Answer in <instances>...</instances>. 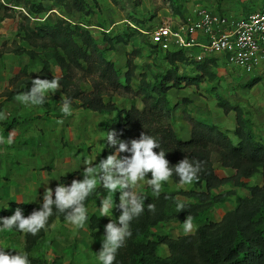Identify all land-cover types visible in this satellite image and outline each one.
<instances>
[{
    "label": "rangeland",
    "instance_id": "rangeland-1",
    "mask_svg": "<svg viewBox=\"0 0 264 264\" xmlns=\"http://www.w3.org/2000/svg\"><path fill=\"white\" fill-rule=\"evenodd\" d=\"M192 1L200 4L195 5ZM260 1L0 0V112L5 116L0 120V206L4 202L9 203V208L2 210L5 211L3 217L13 215L17 203L28 205L23 212L24 216H28L34 209L38 210L46 189L51 188L54 193L59 184L68 186L74 179L82 180L86 159L98 164L111 154L106 146L107 125L115 112L99 114L80 107L77 101L76 105H71V114L65 115L61 111L65 97L60 87L55 93L49 92L41 105H25L18 101L19 95L30 91V75L41 69L42 62H48L49 72L54 76H61L65 72V60L60 51L52 49L34 58L26 54L30 49L25 40L29 26L35 27L39 20L53 22L60 15L70 22L82 24L95 41L107 44L106 56L120 70L121 79L126 71L128 54L133 50L139 53L134 59L137 68L131 80V92L114 94L111 101L118 109L131 106L141 109V97L134 92L138 87L139 74L164 72L171 67L162 52L151 48L148 32L164 22H177L181 19L177 13L182 12L183 18L192 13L197 5L239 18L259 10ZM115 36L122 42L110 46L109 39ZM202 64L177 62L178 75L186 80L198 77ZM75 75L81 89L90 91L88 80L91 75L80 70ZM21 81L28 82L14 87ZM219 95L244 111L256 138L264 144V64L251 72L239 68L228 69L219 63L207 64L204 77L198 83L170 89L168 97L174 105L173 127L177 135L182 139L189 137L191 125L186 117L189 115L214 124L235 141V111L225 113L218 105ZM108 100L105 97V102ZM214 165L220 176L233 174L231 169L222 168L217 163ZM246 181L250 185L260 184L261 177L256 174ZM162 188L176 194L200 190L193 184H176L172 180L162 184ZM97 189V200L86 204L88 220L84 228H76L62 214L48 223L47 230H43L38 239L15 230L0 235V239L7 240L14 249L11 250L13 254L15 251L28 253L31 264H99L96 257L102 248L105 226L110 219L118 218L122 210L116 207L110 217H101V199L110 197L113 204L118 205L120 193H109L99 184ZM229 189L233 187L226 185L214 192ZM147 190L152 192L145 181L134 191L138 194ZM115 193L118 202H115ZM236 193L248 195L243 188H236ZM176 197L182 201L196 202L181 194ZM234 203L235 196H229L225 202L210 206L209 219L218 222ZM137 221L138 217L131 221L132 236L117 254L116 259L124 260V264H129L130 242H137ZM144 233L147 240L156 245L154 256L158 264H167L171 258L166 245L158 243V237L167 236L174 240L186 235L183 224L175 220L159 222ZM215 236L216 232L208 234L211 238Z\"/></svg>",
    "mask_w": 264,
    "mask_h": 264
},
{
    "label": "trees",
    "instance_id": "trees-1",
    "mask_svg": "<svg viewBox=\"0 0 264 264\" xmlns=\"http://www.w3.org/2000/svg\"><path fill=\"white\" fill-rule=\"evenodd\" d=\"M177 15L181 18L183 16L182 12ZM25 34L30 47L26 54L31 58L53 49L60 51L65 60V72L61 76L52 75L48 62L44 61L41 69L30 75L29 82L32 83L36 78L52 80L55 77L65 99H70L72 106L78 101L80 107L99 114L115 112L113 119L107 123V133L115 131L117 138L125 142L138 139L141 133H146L160 143L161 150L166 152L165 159L169 161V166H174L185 158L201 164L199 180L193 183L200 190L178 193L188 199L193 198L196 202L179 200L176 197L178 194L165 188H162L158 197L150 190L138 193L144 198V212L135 225L138 229L137 242H130L129 264H158L154 256L156 245L147 240L144 232L164 220H175L183 224L187 216H191L196 225L193 233L174 240L167 236L158 237V243L166 245L170 253L171 258L167 264H176L178 261L181 264H264V144L256 138L244 111L218 96V105L225 113L235 111V141L214 124L189 115L186 116L191 125L187 139L179 137L173 127L174 105L169 100L168 91L180 88L182 84L198 83L204 77L207 64L217 63L215 59L198 62L183 50L162 52L151 43V48L162 52L171 67L150 75L140 73L138 87L134 92L140 95L142 108L131 106L128 109H118L111 97L114 94L122 95L123 91L131 92V80L137 68L134 59L139 53L133 50L128 54L126 71L121 79L120 70L106 56L107 44L95 41L80 23L70 22L60 15L53 22L39 20L35 27L29 26ZM118 42H122L118 36L109 39L110 46ZM181 61L203 63L199 66V76L189 80L180 77L176 63ZM79 70L91 75L88 80L90 91L81 89L75 75ZM27 82L21 81L14 87L18 88ZM105 97L109 98L107 102ZM108 150L111 154L114 151L110 147ZM153 151L158 153L159 149ZM215 163L222 168L231 169L233 174L218 175ZM256 174L260 175L261 183L248 184L246 180ZM147 177L151 178L150 172ZM169 180L181 184L175 173ZM226 185H231L233 189L214 192ZM236 188L245 189L248 195L237 194ZM98 194L99 189H96L84 201L85 207L88 202L96 201ZM229 196H235L234 206L218 222L211 221L210 206L225 202ZM114 197L115 202H118L116 193ZM177 200L185 205L184 210L179 213L176 210ZM149 204L154 205V211H149ZM15 207L21 208L23 212L28 209V205L22 203L15 204ZM53 211L48 223L62 216L55 208ZM4 214L5 211L0 210V217ZM213 232H216V236L208 237ZM42 234L43 230L33 237L38 239ZM123 261L116 259L114 264H124Z\"/></svg>",
    "mask_w": 264,
    "mask_h": 264
},
{
    "label": "clouds",
    "instance_id": "clouds-1",
    "mask_svg": "<svg viewBox=\"0 0 264 264\" xmlns=\"http://www.w3.org/2000/svg\"><path fill=\"white\" fill-rule=\"evenodd\" d=\"M59 82L54 77L52 80L36 78L32 80V87L17 97L22 104L41 105L44 103L49 92L59 90ZM61 111L65 115L71 114V100L64 99ZM5 116L0 112V120ZM107 144L114 151L100 162L93 163L91 159L84 161L83 179H74L68 186L59 184L53 193L51 188L45 190L42 203L38 210H33L28 216H24L23 210L17 208L10 217H0V235L15 230L21 234L37 235L41 230H47L48 221L56 212L65 214V219L76 228H84L88 220V210L84 201L96 191L98 184L109 193L119 191V204L114 205L110 197L102 198L99 213L101 217H110L113 209L118 207L122 210L115 220L110 219L104 229L101 238L102 248L96 259L99 264H114L118 251L123 248L128 238L132 236L130 223L134 218L144 212V198L134 190L141 183L147 182L152 188L153 195L159 196L162 183L169 181L173 173L179 177L183 185H191L199 180L201 171L200 162H190L187 158L174 166H169L165 154L161 150L160 143L152 136L141 133L138 139L128 142L117 138L115 131H108ZM130 145V147H129ZM108 147V148H109ZM159 149V152H154ZM128 153L130 155H121ZM151 173L148 179L147 174ZM36 202V201H31ZM9 203L4 202L0 210H7ZM149 211H154V205H148ZM183 202L176 201L177 212L183 211ZM196 225L193 218L187 216L183 222L185 234L194 231ZM6 239H0V264H31L29 255L23 251H15Z\"/></svg>",
    "mask_w": 264,
    "mask_h": 264
},
{
    "label": "built area",
    "instance_id": "built-area-1",
    "mask_svg": "<svg viewBox=\"0 0 264 264\" xmlns=\"http://www.w3.org/2000/svg\"><path fill=\"white\" fill-rule=\"evenodd\" d=\"M148 35L162 52L183 50L198 62L215 59L228 69L251 72L264 64V0L259 10L239 18L197 8L177 22L156 26Z\"/></svg>",
    "mask_w": 264,
    "mask_h": 264
},
{
    "label": "crops",
    "instance_id": "crops-1",
    "mask_svg": "<svg viewBox=\"0 0 264 264\" xmlns=\"http://www.w3.org/2000/svg\"><path fill=\"white\" fill-rule=\"evenodd\" d=\"M195 5L196 4H200V2H198V1H192ZM197 8H202V6H200V5H197L194 9H197ZM194 9H192V10H194ZM185 16V15H184Z\"/></svg>",
    "mask_w": 264,
    "mask_h": 264
}]
</instances>
